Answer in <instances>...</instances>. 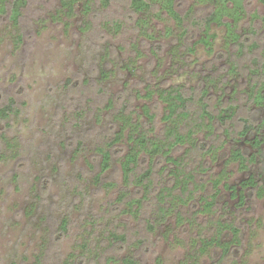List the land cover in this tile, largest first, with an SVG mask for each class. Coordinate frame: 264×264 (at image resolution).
<instances>
[{
  "label": "rangeland",
  "instance_id": "374dc122",
  "mask_svg": "<svg viewBox=\"0 0 264 264\" xmlns=\"http://www.w3.org/2000/svg\"><path fill=\"white\" fill-rule=\"evenodd\" d=\"M13 1L0 0V106L15 99L13 113L0 121V264H36L41 256L43 264H65L82 253L81 245L89 239L103 252L100 260L117 259L111 264H121L119 259L126 255H135L141 264H212L221 259L222 249L215 244L205 254L198 253L201 239L216 234L208 213L182 224L168 220L154 231L146 226L150 210L141 220L119 210L115 218L106 214L123 190L120 158L127 152V135L113 148V166L102 175L103 182L115 186L106 188L94 179L100 163L97 147L119 128L113 122L116 111L127 105L135 118L142 114L140 121L147 127L148 107L155 115V132L162 136L165 104L156 94L147 98L139 92L145 95L149 87L175 85L191 97L193 119L201 121L203 91L213 114L231 104L238 107L224 126L231 137L215 120L206 119L216 138H207V127L197 134L200 142H209L206 149L225 140L222 148L204 157L193 149L187 159L193 164L202 160L211 170L202 172L206 188L197 191L198 197L210 192V173L223 174L218 212L212 216L241 229L243 242L233 251V264H264V194L249 197L239 209L242 181L250 172L228 161L234 148L247 154L256 151L254 138L263 133L237 138L243 118L255 125L262 120L252 99L264 86V4L246 0L238 22L225 18L232 30L214 23L206 33L197 23L212 7L200 0H177L188 29L186 47H181L179 27L171 16H157L156 8L150 14L134 13L129 0H111L108 5L93 0L90 9L85 0H76L72 7L65 0H27L18 21L11 17ZM141 18L147 22L138 26ZM111 98L114 104L108 108ZM187 149L178 147L174 155L180 157ZM157 162L156 176L162 181L159 171L167 162ZM148 163L142 157L140 168ZM199 207L197 198L184 213ZM64 218L69 230L62 234ZM94 218L99 219L96 225ZM111 230L126 233L128 242L110 247L105 235ZM228 234L223 231L220 237L230 240ZM94 255L83 258V264H95Z\"/></svg>",
  "mask_w": 264,
  "mask_h": 264
},
{
  "label": "trees",
  "instance_id": "16d2710c",
  "mask_svg": "<svg viewBox=\"0 0 264 264\" xmlns=\"http://www.w3.org/2000/svg\"><path fill=\"white\" fill-rule=\"evenodd\" d=\"M87 9H90V4L93 0H85ZM209 4L212 7L211 12L201 19L197 24L204 28L208 33L213 23L220 25H227L229 30H232V23L227 19H232L234 22H238L245 12L246 0H200ZM76 0H65L64 4L72 5ZM111 0H102V3L108 5ZM264 4V0H260ZM27 4V0H14L11 17L15 21L19 20L22 15L23 8ZM177 0H129V8L134 13H147L150 14L156 8L158 10L155 13H166L171 16L178 24L180 34L177 36V40L182 44L181 47H186L185 36L188 29L184 27L185 17L182 15L177 7ZM4 11V8H1ZM74 12V11H73ZM227 18V19H225ZM146 18L137 20V25L141 23L145 24ZM142 26V25H141ZM174 33V32H172ZM149 37L151 35L147 34ZM235 39L239 44V36ZM207 44L208 40L203 39ZM236 41V42H237ZM188 50L193 51L192 46H187ZM157 95L159 100L165 104V114L163 120L167 123L163 135L155 132L153 125L155 115L151 113L148 107H145L144 113L148 117L146 121L147 127L140 121L142 114H137L134 117L135 112H127V105H123L113 115V122L117 123L119 128L114 132L113 137L107 140L105 143L97 147V152L100 156L99 171L95 174L94 179L97 184H103L106 188L115 186L113 182H103L102 175L107 172L112 166L114 161L113 148L122 142L125 135H127V152L120 158V170L122 174L123 190L120 192L119 197L115 202L111 204V207L106 209V214L109 213L113 218L116 217V212L119 210V214H128L134 219L141 220L142 215L150 212L149 218H147V229L154 231L159 228L160 225L165 224L168 220L175 219L179 224L185 222H191L198 217L200 213H208L212 216L213 213L218 212V200L221 193V184L223 182L222 173H210L208 183L211 184V190L209 193L202 195L196 194L198 190L206 188L204 181H202V172L211 171L208 167H203V161L199 160L194 162L189 160V155L193 149L200 151L199 156L204 157L206 153L216 154L222 143L213 145L206 149V145L209 143L207 139L202 143L201 139L197 138V134L203 128H210L207 138L214 139V128L211 125H206L204 119L208 121H216L220 126L224 127L230 120L234 118L237 113L236 105H228L221 108L217 114H213L208 109V104L204 101L207 95L206 91L202 92V96L199 98L202 111L200 114V120L192 118V112L189 109V102L191 97L186 96L181 85L170 86L166 88L155 87L152 89L149 87L147 93L142 97L152 98ZM253 102L256 106L255 110L262 115L260 124H254L250 119L243 118L244 124L241 131L237 132V138L247 135H253L258 131L263 132L257 134L254 138V146L257 150L253 153H245L242 148H234L229 156V162H237L241 170L249 171L248 179L242 181V190L240 192V199L237 204L239 209L246 206L248 198L252 196L261 197L264 194V86L258 90L253 97ZM15 99L12 97L8 104L0 106V121L7 119L15 110ZM114 100H109L108 108L113 107ZM224 132L229 137L232 136L230 130L224 127ZM127 133V134H126ZM216 138V137H215ZM210 141V142H211ZM200 142V143H199ZM201 144V145H199ZM222 144V145H221ZM188 146L185 154L180 157L174 155L175 150L178 147ZM143 155V156H142ZM149 160L148 165L145 168H140L142 157ZM159 159H164L167 162L166 166H163L159 174L163 177V180L157 179L156 165ZM257 168L256 171H252L253 168ZM252 172V173H251ZM169 176L165 177V174ZM161 179V178H160ZM228 189L236 190L235 186H231L227 183L224 184ZM249 190V193H244L245 190ZM236 193L234 192V196ZM199 198L200 207L197 211H189L184 213V208H188L190 202H194ZM118 203H121V208L118 207ZM116 205V206H115ZM112 206H115L112 208ZM187 206V207H186ZM192 206V204H191ZM147 209V210H146ZM146 210V211H145ZM216 224V234L210 239H201V245L199 246V255L205 254L210 245L215 244L216 247L222 249L221 259L212 264H224L225 261H231L229 264H233L232 260L234 250H239L242 245L241 229L231 221H222L220 219H213ZM99 219L93 220L94 225L98 223ZM69 220L64 218L60 224V232L66 233L69 230ZM223 231H227L230 235V240H225L221 236ZM110 239V247L118 244H126L128 242V236L126 233H118L117 231H110L108 235H105ZM138 242L144 243V239H139ZM91 239L84 243L82 246V253L74 254L72 260H68L65 264H83V258L97 252L99 256L94 255L95 264H111L112 261H117L113 256H107L106 260H100L103 252H99L91 245ZM135 244V243H134ZM96 250V251H95ZM76 259V260H75ZM121 264H141L135 255H126L119 259ZM36 264H43V256L37 258Z\"/></svg>",
  "mask_w": 264,
  "mask_h": 264
},
{
  "label": "flooded vegetation",
  "instance_id": "af4514ba",
  "mask_svg": "<svg viewBox=\"0 0 264 264\" xmlns=\"http://www.w3.org/2000/svg\"><path fill=\"white\" fill-rule=\"evenodd\" d=\"M214 24V23H213ZM217 24V23H216ZM211 27H212V25H211ZM228 27V26H227ZM228 29H229V27H228Z\"/></svg>",
  "mask_w": 264,
  "mask_h": 264
}]
</instances>
